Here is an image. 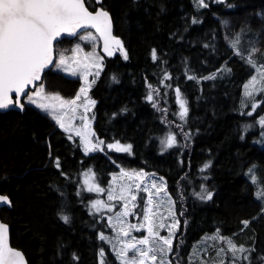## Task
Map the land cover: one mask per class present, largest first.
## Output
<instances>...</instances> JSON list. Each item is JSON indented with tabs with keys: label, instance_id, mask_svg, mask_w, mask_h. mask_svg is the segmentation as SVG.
I'll use <instances>...</instances> for the list:
<instances>
[{
	"label": "trees",
	"instance_id": "1",
	"mask_svg": "<svg viewBox=\"0 0 264 264\" xmlns=\"http://www.w3.org/2000/svg\"><path fill=\"white\" fill-rule=\"evenodd\" d=\"M204 3L86 0L90 11L108 12L128 57L119 51L102 55L88 92L101 151L84 155L79 138L22 100L23 110L0 114V195L10 201L0 210V223L10 226L11 246L27 264H99L101 250L106 264H116L100 239L110 232L106 220L87 210L79 189L84 171L93 170L105 186L118 168L163 179L178 219L172 264H188L193 244L217 233L254 250L245 253L250 260L237 264H264V201L247 176L252 171L264 188V143L246 129L264 116V92L251 115L243 106L244 86L254 73L245 58L255 48L253 59L264 64V0ZM235 40L238 49L231 46ZM71 42L55 47L69 50ZM38 81L64 100L81 87L80 79L52 69ZM177 89L188 107L185 121L178 114ZM170 132L178 140L163 152L161 141ZM114 140L130 144L131 153H106L105 143ZM205 164L210 166L201 171ZM208 192L211 199L200 198Z\"/></svg>",
	"mask_w": 264,
	"mask_h": 264
},
{
	"label": "snow or ice",
	"instance_id": "2",
	"mask_svg": "<svg viewBox=\"0 0 264 264\" xmlns=\"http://www.w3.org/2000/svg\"><path fill=\"white\" fill-rule=\"evenodd\" d=\"M218 2H222V0H218ZM198 6L207 7L204 0H198ZM196 22L193 21V23ZM89 27L94 28L99 33V38L103 40V51L106 55L112 56L116 51H119L125 59L128 58L121 40L112 34L111 19L108 12L103 10L89 11L86 7V0H0V110L10 107H19L23 110L24 104L21 103V98L27 96V103L34 104L50 115L64 131H75V135L81 139L86 155L98 150L104 142L97 141L93 143L88 135H94V133L83 134L80 130L73 129L70 123L65 122L64 117L67 116L68 112H71L73 118H75L78 108L83 107L85 113H87L91 110V106L95 105V101L88 97V92L95 80L90 81L88 79L92 73L88 72L87 69L91 66L101 67V57L95 52L86 53L82 58L76 55L71 58L65 57L63 54L60 55L59 61L56 63L57 68H62L65 72L76 76L77 68L68 63L71 60L77 67L83 69L79 73L82 84L73 99L64 100L58 94H45L43 85H40L31 95L26 89L29 85H33L35 81L40 80L41 72L54 62V41L63 34L75 35L78 29ZM81 39L93 40L96 37L89 34L87 37H81ZM231 46L238 49V40L233 41ZM72 51L77 54L82 50L77 46ZM255 52L256 49L253 48L245 58L247 63L258 73V76H253L244 86L246 98L252 97L256 91L264 92V64L257 65L253 59ZM236 54L241 55L238 50ZM152 58L153 60L157 59L155 50L152 52ZM95 75L98 77L99 71ZM168 78L165 76V79ZM188 78L193 79L194 77L189 76ZM258 83L261 87L256 88ZM149 88L151 89V85H149ZM250 88L252 90H249ZM13 94L15 99H13ZM81 98H83L82 103ZM147 100L149 102L153 101L152 91L149 92ZM50 101H58L59 104L50 103ZM176 101L180 106L179 116L184 119L188 109L179 89L176 90ZM153 107H156L155 103H153ZM256 107L257 105L253 103L252 109L255 110ZM81 119L87 120V117L82 116ZM260 124L264 127V118H261ZM85 127H87V124H85ZM69 138L71 139V136ZM161 143L165 149L171 148L176 144V137L169 134ZM108 148L120 152L131 151V145H121L119 142L109 144ZM57 166L59 167L58 161ZM209 166V164H205L201 171ZM89 173H91V170H89ZM85 176L84 185L88 192L101 193L105 191L94 182V174L89 176L86 173ZM125 176L135 184V192L132 183L122 184L119 194L115 192L114 188L107 190L109 201L123 202V210L116 213L115 222H113L112 217H109L110 226L117 232L119 247H114L117 259L120 264H172L169 254L173 251V238L178 221L167 225L168 236H162L157 228L163 229L166 225L163 222L157 225V211L154 210V208H159V205H154V197L160 199L161 193L167 195L166 187L163 185L158 186L153 182L151 186L152 189H155V192H153L145 182L147 175L142 172H126L122 169L121 177ZM113 180H116L115 176ZM252 180L255 183L256 177L252 176ZM136 181L139 182L136 183ZM141 191L148 194V200L143 209V219L137 224H127L124 218L134 215L132 210L137 207L135 201L138 199L137 194ZM200 198L211 199L212 194L208 192L206 196ZM258 198L264 199V188L259 190ZM168 202L169 204L172 203L170 197ZM0 203L10 205L8 197L4 195H0ZM91 207L95 212H100L104 208H107L109 212L113 210V205L106 204L103 200L93 201ZM170 215L174 218L175 212L170 211ZM61 218L65 223L69 222L68 216H62ZM160 219L162 221L164 218L160 217ZM247 223V221L244 222L245 226H247ZM133 231H145L147 234L138 238L132 235ZM8 232V226L0 223V264H24L22 253L10 247ZM100 239L105 241L107 237L101 234ZM210 239L223 240L227 248L222 247L219 249L217 256L219 257L224 252H230L232 264H237L238 261L250 260V257L245 253L254 251L243 246H237L230 239L219 236L218 233ZM100 256L101 264H104L103 250H101ZM261 260L264 261V257H261ZM219 264H224V261L220 260Z\"/></svg>",
	"mask_w": 264,
	"mask_h": 264
},
{
	"label": "rangeland",
	"instance_id": "3",
	"mask_svg": "<svg viewBox=\"0 0 264 264\" xmlns=\"http://www.w3.org/2000/svg\"><path fill=\"white\" fill-rule=\"evenodd\" d=\"M89 34H92L93 36H95L96 39H93V40L81 39V37H87ZM77 46H79V48L82 51L77 53V54H74L72 50L75 49ZM92 52H95L99 57H101V67H102V61H103L102 55H106V54L101 52V43H100L97 35L92 30L83 31V32H81L80 34H78L77 36H75L72 39V42H71L70 47H69V50L57 51V49L55 47V61H54V65H53V67L51 69L54 70V71H57V72H61L64 75L80 79L79 73L83 69L77 67L71 60H69L68 63L72 67L77 68V75L76 76L71 75L69 72H65L62 68H57L56 67V63L59 61V58H60L61 54H63L65 57H69V58L73 57L74 55L78 56L79 58H82L86 53H92ZM257 65H260V64H257ZM101 67L98 68L96 66H91V67H89L87 69L88 72L92 73V75H89V77H88V79L90 81L94 80L97 77L95 75V73L97 71H99V73H100ZM253 76H258V73L256 72L255 69H254V73L251 76V78ZM251 78L245 84H247L251 80ZM80 81H81V84H82V80L81 79H80ZM40 85H41V83H39V81H36L35 84L29 89V91H28L29 95H31ZM259 87H261V85L258 83L256 85V88H259ZM249 90H252V89L250 88ZM261 93L262 92H260V91H256V92H254V95L252 97L246 98L245 97V88H244L243 106H244V108H246V112L247 113H253L260 106L261 101L259 99H257V96L259 94H261ZM45 94L57 95L55 93H47V92H45ZM22 101L25 104H27V105H31V106L35 107L36 109H38L42 113H46V112L42 111L41 109L37 108L34 104L27 103V96H25L22 99ZM82 102H83V98H81V103ZM50 103H54V104H57V105L59 104L58 101H50ZM253 103H255L257 105L255 110L252 109V104ZM178 108H179V112H180V106H178ZM92 109H93V106H91V110L90 111L85 113L83 107L78 108L77 112L75 114V118H73V114L71 112H68L67 116L64 117L65 122L66 123H70L73 129L80 130L83 134L94 133V131L92 129V121H93L92 116H91ZM187 109H188V107H187ZM243 110H245V109H243ZM61 115H63V113H61ZM188 115H189V112L187 111V115L185 116V118L184 119L180 118V120L181 121L182 120L185 121L187 119ZM82 116H86L87 120H82L81 119ZM261 118H264V116H261L260 118L256 119L255 122H253L252 124H249V125L246 126L247 130H252V131L255 130V132H257V135L259 134V140L258 141H259L260 144L264 143V127H262L261 124H260ZM85 124H87V127H85ZM57 126L62 131H64L58 124H57ZM64 132H66V131H64ZM66 133L71 134V135H73V136H75V137L80 139L79 136L75 135V131L66 132ZM169 134H171V132ZM88 138L90 140H92L93 143L97 142V139L95 137V133H94V135H88ZM176 139L178 140L177 136H176ZM80 141H81V139H80ZM116 142H119L121 145H130L128 143H123V142L114 140V141L106 142L105 145H104V148H102V149L106 153H108V152L122 153V154L123 153H131L132 147H131V151L130 152H120V151H116L115 149H109L108 148L109 144H115ZM169 149L170 148L165 149L164 145H162L161 151L166 152ZM96 151H101V150L99 148ZM93 152H95V151H93ZM93 152H90L87 155H90ZM82 153L84 155H86L85 152H84L83 145H82ZM121 170H122L121 168H118L116 172L111 173L110 176H109V181H108V183L105 186H102L99 183V178L96 176V173L93 170H91V173H89V170H86V171H84V173H82L80 175L81 186H80V189H79V194L81 196H87V198L84 200L87 210L90 211L93 214H96V215L102 217L100 219L105 218V220H106V223H107V225H108V227L110 229V232L108 234H106V235L103 234L105 237H107V240H105L103 242L108 247V250L110 251V253L112 255V258L115 259V263L116 264H120V261L117 259V256H116L115 251H114V247H119V244H117V232L109 224V217H112L113 218V222H115L116 213L117 212H121L123 210V202L122 201H116V200L109 201L108 200V191L107 190H109L110 188H114L115 192L117 194H119L120 186L122 184L126 185V184H129V183H132L133 184V191L135 192V184L133 183V181H130L128 179V177H126V176L125 177H121ZM124 171H126V172H142V173H145L147 175V179H146L145 182H146L147 186L149 187V189L152 190L153 192H155V189H152V187H151L153 182H155L158 186L163 185V186L166 187L163 179L161 177L153 174V173H146L144 171H128V170H124ZM86 173H88L89 176L94 174V177H95V181L94 182L99 187L105 189V191L101 192V193L88 192L86 190V186L84 185V180L86 178V176H85ZM114 176L116 177L115 181L113 180ZM247 176H248V178L251 181H253L252 180V176H256V175L252 171H250ZM138 182L139 181H136V183H138ZM255 185H256V188H257L256 197L258 198V192L263 187L258 183L257 179H256V182H255ZM166 191H167V189H166ZM137 195H138V199H137V201H135V203L137 204V207L132 210L134 212V215H130V216H127V217L124 218L127 224H137V223L141 222L142 219H143V209L146 206V202L148 200V194L146 192L141 191ZM169 197L171 198V196L169 195L168 192H167V195H164L163 193H161V198L160 199H156L154 197V205H159L158 209L154 208V210L157 211L156 223H157V225H159V223L163 222L166 225L165 228H163V229L157 228V230L160 232V235L165 236V237L168 236L167 225H170V224L178 221V219L176 217V214H175L174 218L170 215V211H174L175 212V210H174V205H173L172 198H171L172 203L169 204V202H168ZM258 199L264 201V199H260V198H258ZM96 200H103L106 204L113 205V210L111 212H109L107 210V208H104L100 212H95V210L92 209L91 205H92V202L96 201ZM142 200H143V203H142ZM129 207H131V205H129ZM160 217H163L164 219L161 221ZM177 229H178V224H177L176 231H177ZM176 231H175V233H176ZM146 234L147 233L145 231H141V232L133 231L132 232V235H134V236H136L138 238H141L142 236H144ZM213 236L214 235H205L199 241H197L196 243L193 244L191 253H190L189 257H188V264H219L220 260H223L224 263L227 262L228 264H232V259H231V261H229V260H227L225 258L227 256L231 257V253L230 252H224V253H221V255L219 257L217 256V251H219V249H221L222 247L223 248H227V245L221 246V243H220L221 240H219V239H217V240L210 239V237H213ZM173 241H174V238H173ZM214 243H216V244H214ZM244 246H246V244ZM103 259H104L103 262L105 263L106 262L105 255L103 256ZM99 264H101V256L99 257Z\"/></svg>",
	"mask_w": 264,
	"mask_h": 264
},
{
	"label": "water",
	"instance_id": "4",
	"mask_svg": "<svg viewBox=\"0 0 264 264\" xmlns=\"http://www.w3.org/2000/svg\"><path fill=\"white\" fill-rule=\"evenodd\" d=\"M93 1H94L96 4H100V3L102 2V0H99V2H97V0H93ZM99 10H103V9H99ZM89 11H90V10H89ZM103 11H106V10H103ZM106 12H107V11H106ZM109 17H110V15H109ZM110 19H111V17H110ZM111 28H112V34H113V36H114L112 20H111ZM86 30H92V31L95 32V34L97 35V37H98V39H99V41H100V43H101V52L104 53V51H103V40L99 38V33H97L96 30H95L94 28H90V27H89V28L78 29V30H77V33H76L75 35H67V34H63L60 38H58L56 41H54V44H53V49H54V50H53V61H55V46H56L57 43H59V42H61V41H63V40H72L75 36H77L78 34H80V33L83 32V31H86ZM104 54H105V53H104ZM53 65H54V62H53L52 64H50L48 67H46V68L41 72V77L44 75L45 72L49 71V70L53 67ZM35 82H36V81H35ZM35 82H34V84H35ZM34 84H33V85H34ZM33 85H29V86H28V89H26V91L28 92L29 89H30ZM24 97H25V96H22L21 100H22ZM13 99H15V95H14V94H13ZM12 109H14V107H10V108H8V109H2V110H0V114H1V113H4V112H7V111H9V110H12ZM9 206H10L9 204H3V203H0V210L3 209V208H5V207H9ZM4 224L7 225V226H8V229H9V232H8V238H9V245H10V247L13 248L14 250H18V249H16V248H14V247L11 246V239H10V226H9L8 224H6V223H4ZM18 251L21 252L20 250H18ZM21 253H22V252H21ZM22 255H23V253H22ZM23 258H24V264H27L24 255H23Z\"/></svg>",
	"mask_w": 264,
	"mask_h": 264
}]
</instances>
